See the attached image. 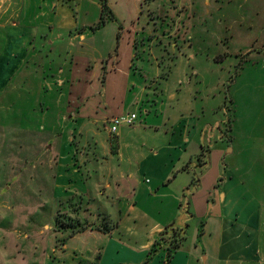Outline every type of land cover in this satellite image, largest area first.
<instances>
[{"label": "crops", "instance_id": "0c3cea01", "mask_svg": "<svg viewBox=\"0 0 264 264\" xmlns=\"http://www.w3.org/2000/svg\"><path fill=\"white\" fill-rule=\"evenodd\" d=\"M105 3L114 19L93 31L102 0H0V104L16 102L26 126L37 128V140L28 134L23 143L36 159L39 190L45 181L56 195L75 190L106 201L101 210L118 219L129 241L112 248L108 241L99 264L108 251L141 263L171 223L188 225L191 235L170 264H264V0ZM244 56L259 67L260 136L254 128L243 147L259 144L255 150L263 152L254 167L231 171L222 159L224 143L225 155L233 154L231 138L219 121L205 119L223 99L206 84L221 64L232 69ZM47 78H62L59 103L68 116L66 142L50 152L57 164L43 177L40 104L51 105L49 125L59 111L55 92L43 99ZM96 90L94 103L79 104ZM234 100V93L223 100L230 119ZM131 113L135 124L122 126L110 143L107 121ZM76 135L86 145L81 152L68 143ZM93 234L72 237L69 247ZM163 257L159 252L150 264Z\"/></svg>", "mask_w": 264, "mask_h": 264}, {"label": "rangeland", "instance_id": "374dc122", "mask_svg": "<svg viewBox=\"0 0 264 264\" xmlns=\"http://www.w3.org/2000/svg\"><path fill=\"white\" fill-rule=\"evenodd\" d=\"M110 21V19H107L105 23ZM97 24L91 28L93 31L97 30ZM118 30L121 31L122 28L119 27ZM116 53L117 48H115L113 54L115 55ZM221 66L223 70L217 76L208 78L206 85L218 88L215 95L218 100H224V97L229 100L231 95L233 98L234 93L235 100L231 104L234 106L233 116L231 114L230 119L222 100L219 104L220 106L213 110V114L210 111L205 119H209L207 120L209 124H213V120L219 121L221 124L220 129L224 134L230 136L233 154L225 155L227 153L225 150L227 143H224L222 144L224 153L222 159L224 161V156L227 157L226 163L231 171L235 168L239 170L245 167L248 168L252 166L251 164L254 167L259 153L263 151L255 150V148L258 150L259 144H255L253 147H243V142L254 128L257 129V134L260 136L258 127L254 122L257 121L256 118L258 117L255 99L258 98L256 89L258 86L259 67L251 58H245V56L239 58L232 69L230 68V63H223ZM93 80V84L99 85L95 81L96 79ZM42 85L43 99H49L52 92L56 93V101L58 102L54 106L59 110L56 112V123L49 125L46 123V118L47 114L52 113L50 112L52 108H49L51 105L49 104L48 107L44 102L40 104L41 168L43 172H47V175L43 177H47L49 171L54 169L57 164V157L50 152L61 145L63 140L66 142V137L62 138V136L66 129L65 122L68 113L60 108L59 103L64 85L62 78L53 80L47 78ZM231 86L233 87L231 88ZM98 88L101 89L100 86ZM88 96H91V98ZM88 96L81 98L79 104L86 105L91 101L94 103L96 97L100 95L96 90L93 95ZM11 97L17 100L19 96L13 93ZM212 108L209 107L208 110ZM110 120L105 124L108 126V130ZM36 129L26 126L23 112L18 110L16 102H11L9 109L6 105L0 104V264H99L103 249L108 241H111L110 248H112L116 244L125 245L126 241L129 240H125L124 233L118 230L120 227L118 219L108 214L107 210H101L103 209L102 205H105L106 201L99 200V196H94L96 199L89 198L86 193L84 195L75 192V190H65L62 194L56 195L52 192L49 183L45 181H43L39 190L38 170L34 166L36 159L33 156V152L29 153L27 150L28 145L23 143L24 137L28 134H32L31 141L34 140V137L37 140V134L34 135ZM109 139L110 143H112L113 135L109 134ZM68 143L73 144L74 149L79 152L86 147V145L83 146L84 143L77 135L75 139L72 137ZM251 145L252 143L250 142ZM31 146H35L33 142ZM74 149L73 151L76 153ZM34 154L37 153L34 152ZM102 191L103 189H99V192L102 193ZM99 192L97 191L95 195ZM96 204L99 205L97 209L101 211L93 213L91 209ZM109 208L112 209L111 207ZM61 215H64L65 221L68 223L72 221L79 222L80 228H86L82 233L93 232L95 235L79 237V240L76 241L71 249L69 247L70 244H68L69 239L72 238L69 237L71 232L69 230L59 232L54 227L55 218ZM188 215L192 216L191 213H188ZM94 216H96L95 219H93ZM103 225L113 228L110 234H103L97 231ZM169 225L174 224L171 223ZM182 229H185L186 242L183 243L179 251L187 247V241L191 235L188 225ZM82 233H79V235ZM98 234L107 238L103 239ZM213 237L214 234L212 240ZM157 240H159V234L155 241ZM161 245L163 244L161 243ZM211 245L214 246L213 242ZM211 245L207 247L208 250L211 253L216 252V250H212ZM64 246L67 248L65 251ZM93 247L96 249H91ZM161 247L152 257L154 258L156 254L161 252L164 256V263L166 260V246ZM149 251L150 249L147 251L144 260L139 264L145 262ZM123 254V252L119 255L112 254L108 251L105 255L104 264H127L123 262L125 259ZM202 262L201 260V264Z\"/></svg>", "mask_w": 264, "mask_h": 264}, {"label": "trees", "instance_id": "16d2710c", "mask_svg": "<svg viewBox=\"0 0 264 264\" xmlns=\"http://www.w3.org/2000/svg\"><path fill=\"white\" fill-rule=\"evenodd\" d=\"M105 2L106 0H102V12H101L100 21L96 26L97 29L105 23V20L114 19L113 15L107 8ZM54 227L56 228V231L59 230V232L69 230L71 232L69 237H74L78 235L79 233H82V231L86 230V228H80L79 222L76 223L72 221L68 223L67 221H65L64 215L57 216L55 218ZM112 229L113 228H108L107 226L103 225L100 228H98L97 231L103 234H110ZM160 242L163 245H161ZM184 242H186L185 229L176 228L174 227V225H169L165 227L159 233V240L155 241L153 245L151 246L150 251L147 255V258L143 264H148L153 258L152 255L156 253L158 250H160L161 246H166L165 248L166 260L163 264H170L173 255L181 249Z\"/></svg>", "mask_w": 264, "mask_h": 264}, {"label": "built area", "instance_id": "2783aa9c", "mask_svg": "<svg viewBox=\"0 0 264 264\" xmlns=\"http://www.w3.org/2000/svg\"><path fill=\"white\" fill-rule=\"evenodd\" d=\"M136 120V114H126L112 118L109 122V134L116 135L122 126H133Z\"/></svg>", "mask_w": 264, "mask_h": 264}]
</instances>
